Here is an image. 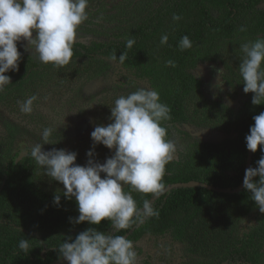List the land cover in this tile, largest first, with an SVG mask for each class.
Returning a JSON list of instances; mask_svg holds the SVG:
<instances>
[{
	"label": "trees",
	"instance_id": "trees-1",
	"mask_svg": "<svg viewBox=\"0 0 264 264\" xmlns=\"http://www.w3.org/2000/svg\"><path fill=\"white\" fill-rule=\"evenodd\" d=\"M157 1L160 5L154 13L147 11L132 25L131 39L136 43L131 49L126 48V41L95 46L75 41L72 62L62 68L42 64L36 56L21 57L19 71H10L6 75L14 76L22 70L25 73L18 74L20 78L0 93V105L15 103L25 88H32L41 98L45 90L57 83L60 86L72 80L89 82L106 72L105 57L118 59L126 52L124 62L139 66L147 38L168 26L166 34L169 40L161 54L162 64L157 70L152 66L149 73L160 89V101L171 109V119L166 122L183 121L194 127L219 129L228 134L234 132L240 135V140L199 144L192 160L180 164L174 173L171 172L170 161L162 181L166 187L165 194L153 199L151 194L132 193L138 207H142L145 199L152 201L159 217L148 218L143 224L115 233L107 219L100 225L70 222V218L79 216L75 198L68 200L61 195L60 205L54 204V195L63 190V185L51 180L45 175V170L35 164L30 155L31 148L26 152L18 148L17 142L25 133L19 128L0 133V214L10 218H0V264H54L62 259L56 247L65 239L74 240L90 227L107 234L123 235L128 240L138 238L147 230L164 231L172 227L175 237L185 245V264H264V230L259 233L242 231L246 218L259 209L251 200V193L244 187L239 190L249 164L245 138L255 123L254 116L264 112V104L253 105L251 101L235 116L234 109L216 102L220 105L216 112L209 109L212 100L205 93L201 81L188 73V68L197 67L200 60L219 61L234 78L243 82L239 74L243 56L230 55L229 45L246 31L264 30V15L255 24L250 19L262 0H214L213 3L220 8L218 15L210 12L204 0ZM191 5L194 7L188 10ZM173 15L182 19L174 22ZM241 26L246 31H239ZM185 35L189 36L192 47L180 51L179 41ZM168 60L175 62L174 68L166 67ZM164 122L162 125L165 127ZM44 150L52 148L44 147ZM71 152L78 154L77 164L86 165L89 157L84 150ZM95 152L104 158L102 162L113 154L102 144L95 146ZM261 156H264V146L253 153L250 168L258 166L256 162ZM191 181L232 191H218L200 185L175 186ZM125 191L130 189L125 188ZM22 239L29 240L28 254L18 247Z\"/></svg>",
	"mask_w": 264,
	"mask_h": 264
},
{
	"label": "clouds",
	"instance_id": "clouds-1",
	"mask_svg": "<svg viewBox=\"0 0 264 264\" xmlns=\"http://www.w3.org/2000/svg\"><path fill=\"white\" fill-rule=\"evenodd\" d=\"M88 3L89 0H0V93L11 83L6 73L19 71L21 53L17 42L26 41L24 50L31 51L42 64L62 68L72 62L77 30L88 20ZM181 19L179 15L172 17L174 22ZM239 31L246 28L241 26ZM168 40L169 36L162 34L160 44L167 45ZM135 43L134 39H127L125 46L131 49ZM178 47L180 51L190 49L189 36H183ZM241 51L244 55L239 74L243 91L254 93L253 105L264 104V37L243 43ZM126 58L125 52L118 62L123 64ZM166 67L174 68L175 62L168 60ZM220 71L224 74V70ZM37 100L38 96L32 95L18 102L20 111L31 114ZM170 112L154 89L140 88L119 96L111 107L112 122L95 126L91 132L93 148L87 152L89 159L83 166L76 163V152L55 148L45 151V144L56 143L50 141L53 129H43L42 142L30 146V155L47 177L63 185V190L54 195V204L60 205L61 195L68 200L75 198L79 216L70 218V222L100 225L107 219L117 233L159 217L152 201L145 199L138 207L132 193L151 194L153 199L166 193L162 181L175 146L166 139L167 130L162 122L171 119ZM253 119L255 123L245 139L246 148L255 153L264 146V112ZM100 144L113 151L104 163L94 159L95 146ZM256 163L257 167L245 170L243 186L264 213V156ZM18 247L28 254L29 240H20ZM56 248L68 264H137L130 240L95 227L79 233L74 240L65 239Z\"/></svg>",
	"mask_w": 264,
	"mask_h": 264
},
{
	"label": "rangeland",
	"instance_id": "rangeland-1",
	"mask_svg": "<svg viewBox=\"0 0 264 264\" xmlns=\"http://www.w3.org/2000/svg\"><path fill=\"white\" fill-rule=\"evenodd\" d=\"M213 1L204 0L210 12L218 15L220 8ZM159 5L160 1L157 0L154 2L151 0H89L88 20L78 28L76 41L87 46H95L100 43L131 39L132 25L147 11L154 13ZM191 7L193 8L194 5H191L188 10ZM255 10L256 13L250 15L252 24L262 20L264 0L256 5ZM167 29L168 26H165L149 39L147 38L141 65L132 66L125 62L121 64L118 59L105 57L104 61L108 66L103 75L85 83H80L78 80L69 81L67 84L63 82L60 86L57 83L55 87L45 90L42 97L34 102L31 114L22 113L18 103L36 95L32 88H25L19 93L15 103L5 105L4 102L0 105V133L19 128L25 133V138L19 139L18 148L26 152L33 143L42 142L40 137L44 128H52L50 141L56 144H45V148H60L67 151L81 149L87 156V152L93 145L91 132L95 126L109 124L112 104L119 96H127L140 88L154 89L160 94L154 77L149 73L152 68L157 70L162 64L161 54L165 45L160 44V38L162 34H166ZM35 35L34 31L33 36ZM257 36L264 37V30H249L240 38L233 39L229 45L231 48L229 54L243 56L241 45L254 41ZM26 44V41L17 42L21 57L32 55L31 51L24 50ZM220 70H224V74ZM24 73L22 70V73L10 76L11 83L20 78L18 74ZM188 73L201 81L205 93L211 98L209 109H215L217 112L216 109H220V105H216V102L223 103L234 109L237 116L252 101L254 93H245L243 83L234 78L219 61L200 60L197 67L188 68ZM164 125L168 129V140H171L175 146L171 160L172 173L177 171L180 164L192 160L199 144H221L226 141L240 140V135L234 132L228 134L219 129L194 127L183 121L173 123L165 121ZM94 159L104 163L102 162L104 158L100 154H96ZM0 218L10 219L1 214ZM263 230L264 213L260 211L249 215L242 225L243 233H259ZM129 240L136 252L137 264H185L187 261L185 245L175 237L172 227L164 231L147 230L138 238ZM54 264H68V262L59 259Z\"/></svg>",
	"mask_w": 264,
	"mask_h": 264
},
{
	"label": "water",
	"instance_id": "water-1",
	"mask_svg": "<svg viewBox=\"0 0 264 264\" xmlns=\"http://www.w3.org/2000/svg\"><path fill=\"white\" fill-rule=\"evenodd\" d=\"M252 155H253V152L249 151V164H248V168H250L251 166V163H252ZM191 185H200V186H205L207 188H210V189H213V190H218V191H225V192H229V191H232L231 189H226V188H218L216 186H213V185H209L207 183H204V182H200V181H191V182H184V183H178V184H175V186H191ZM244 186L242 185L240 189H242Z\"/></svg>",
	"mask_w": 264,
	"mask_h": 264
}]
</instances>
